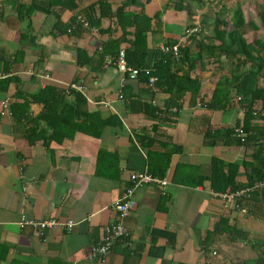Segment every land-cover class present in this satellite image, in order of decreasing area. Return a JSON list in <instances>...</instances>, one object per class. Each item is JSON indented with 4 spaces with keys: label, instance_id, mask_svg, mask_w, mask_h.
Returning a JSON list of instances; mask_svg holds the SVG:
<instances>
[{
    "label": "crops",
    "instance_id": "crops-1",
    "mask_svg": "<svg viewBox=\"0 0 264 264\" xmlns=\"http://www.w3.org/2000/svg\"><path fill=\"white\" fill-rule=\"evenodd\" d=\"M97 1L55 0L52 7L51 0H0V74L5 76L0 79V264H257L264 207L256 214L252 203L259 200V191L246 202L245 214L215 197L210 179L217 159L227 173L235 166L237 184L245 185V163L255 149L223 137L225 129H234L243 118L235 89L225 109L207 106L218 81L229 74L230 62L225 57L222 65L203 60L204 68L199 65L192 72L201 84L199 94L187 92L171 121L157 118L135 100L164 109L172 101L166 87L152 93L145 78H131L116 65L117 74L105 75L110 66L100 64L103 49L115 55L130 47L132 36L118 45L123 30L115 17L90 27L84 10ZM126 1L108 0L113 11ZM167 1L152 0L146 13L163 11ZM171 7L162 16L163 32L148 34L152 49L170 41L182 44L192 33H187L188 25H199L196 7L192 18ZM74 20L82 24L80 32ZM59 21L66 32L55 30ZM201 27L211 35L209 27ZM191 49L196 51L195 44ZM73 83L86 90L67 92V105L93 116L79 121L82 127L65 126L53 137L45 122H31L44 106L26 105V100L48 85L67 91ZM7 98L12 115L1 114ZM147 138L154 140L151 147H146ZM165 153L171 154L165 173L169 184L138 188L137 206L125 221L128 237L116 241L105 259L91 257L105 226L117 219L113 205L129 185L130 174L150 172ZM22 215L73 221L75 226L71 232L62 226L42 233L33 226L20 227ZM222 220L237 232L212 235Z\"/></svg>",
    "mask_w": 264,
    "mask_h": 264
},
{
    "label": "trees",
    "instance_id": "trees-1",
    "mask_svg": "<svg viewBox=\"0 0 264 264\" xmlns=\"http://www.w3.org/2000/svg\"><path fill=\"white\" fill-rule=\"evenodd\" d=\"M151 1L146 0L145 3H142L139 0H127L116 11H113L108 0H98L97 3L84 10V18L90 27L98 28L103 18L115 17L117 20L116 26H120L123 30L118 45L121 42H126L127 38L132 36L129 41L130 47L126 49L128 64L135 69L150 68L152 74L158 77L159 81L155 89H152L148 85L145 74L141 73L137 78H145L152 93L157 88L161 90V88L166 87V90L172 95L171 104L167 105L164 109H158L140 100H135V102H141L145 111L151 110L157 118H163L167 121H171V118L176 115L175 113L181 109L183 99L187 92L194 96L199 94L201 84L197 77H192V72L199 65L202 66L203 60H207L208 62L210 59H213L222 65L223 61L221 58L225 57V60L230 62V72L218 81L213 92V97L207 106L210 110L225 109L229 106L232 90L235 89L243 118L234 129H225L223 137L229 139L228 143L245 146L251 144L255 145V149L251 162L245 163V168L249 170L245 185L237 184V168L235 166L230 165L227 173L224 163L214 159L212 162L213 172L210 178L212 187L215 192L223 193L239 190L244 187H252L259 181L264 182V115L256 112L264 110V39L256 38L252 41H248L247 39L249 32L258 30L259 27L254 22L246 20L241 4L232 10H229L227 5L221 4L210 28L211 35L205 34V29H202L200 32L190 33L187 36V40L179 45L178 55L175 56L173 53H164L160 48H150L148 34H159L163 32L162 16L170 6L177 12H187L190 18H192L194 16V7L198 4H205V1L168 0L163 11L149 15L145 11V6ZM50 5L52 7L57 6V2L51 0ZM73 7H76V4H73ZM131 7H139L142 11H126ZM62 8H65V4H62ZM256 10L260 17L261 25L264 26V0H260ZM73 23L78 24L79 22L74 20ZM77 26L80 28L77 29L80 32L83 29L82 24L79 23ZM198 27L194 24L188 25L189 30L187 33H189L190 29L193 30ZM63 28L64 25L59 21L55 30L60 33L68 30ZM129 29L130 32H128ZM177 43V41H170L167 45H175ZM194 44L196 46L195 52L191 49ZM107 55L113 54L107 53V50L103 49L100 54V64L102 67H105L104 63ZM202 68L204 67L202 66ZM67 92L65 89L48 85L38 94L32 96L30 101L26 100V105L29 103H37L44 106L43 112L31 122L34 124H39L40 121L45 122L53 130V137L59 135L65 126L68 130L74 127L77 128V125L82 127L81 122L80 124L78 122H85L93 116L83 114L68 106L65 101ZM11 110H14V108L12 107ZM23 118L26 119L25 115ZM236 128L242 129L245 136L244 142L236 137ZM36 130L34 131L35 133H37ZM97 134L99 133L97 132ZM207 136L209 138V135ZM38 137H41L39 133H37ZM30 139L32 138L30 137ZM147 139L146 147H151L154 140L152 138ZM141 140L146 139L144 137ZM141 143L144 144L142 141ZM162 156V162L150 165L149 173L164 178L170 163L171 154L165 153ZM257 196L259 200H251V202L253 201L252 208L256 214L260 213L264 207V188L259 191ZM221 222L222 224L214 228L212 235L220 234L224 231L229 233L237 232L234 228L228 226L227 221L222 220ZM168 236L170 240H174L171 234H168ZM261 245L262 250L257 264H264V241Z\"/></svg>",
    "mask_w": 264,
    "mask_h": 264
},
{
    "label": "built area",
    "instance_id": "built-area-1",
    "mask_svg": "<svg viewBox=\"0 0 264 264\" xmlns=\"http://www.w3.org/2000/svg\"><path fill=\"white\" fill-rule=\"evenodd\" d=\"M201 28L193 29L192 32H200ZM179 45H161L160 49L164 53H173L175 56L178 55ZM116 65L124 73H127L131 78L138 77L139 74L143 73L147 76L148 85L150 88L155 89L156 84L159 79L152 74L150 68L146 69H135L128 64L126 49L122 48L117 55H107L105 57L104 66H113ZM5 78L4 75L0 74V79ZM86 88L80 84H70L67 91H75L79 93H85ZM123 97L122 95L120 96ZM258 114L264 115V110L256 111ZM255 112V113H256ZM1 114L12 115L10 111V99L7 98L1 102ZM236 137L240 138L242 142L245 141V136L241 128L235 129ZM169 184L168 180L164 177H157L150 174L148 171L145 172H132L129 177V185L126 187L121 197L115 201L113 208L116 211L117 219L114 223L106 225L104 228V236L102 242L94 245L92 247L91 257H99L100 259H105L110 255L113 250L114 243L116 241L125 239L129 235L128 228L125 224L126 219L129 216L130 211L136 208L137 202L135 200V192L138 188L148 186V185H157L160 187H165ZM264 188V182L259 181L254 184L252 187H244L235 191L228 192H217L215 197L222 199L226 203H232L234 207L240 210L242 213L248 214V208L246 202L252 197V194L255 191H260ZM24 191L26 186H24ZM20 227H25L26 225L33 226L38 228L42 233L48 229H55L58 227H64L68 232H71L75 226L73 221L61 222L59 220L50 218L47 220L36 221L35 219L27 218L26 215H22L21 219L18 222Z\"/></svg>",
    "mask_w": 264,
    "mask_h": 264
},
{
    "label": "rangeland",
    "instance_id": "rangeland-1",
    "mask_svg": "<svg viewBox=\"0 0 264 264\" xmlns=\"http://www.w3.org/2000/svg\"><path fill=\"white\" fill-rule=\"evenodd\" d=\"M204 1L205 4H198L195 9V12L197 10L196 21L197 24H199L198 26L200 28H202L201 26H203L204 24L205 27L211 28L213 20L216 16V12L220 9L221 4L227 5L229 10H232L234 7L241 4L243 6L246 20L254 22L259 27L258 30L249 32V34L247 35L248 41H252L256 38L264 39V26L261 25V20L256 10L257 5L260 3V0H204Z\"/></svg>",
    "mask_w": 264,
    "mask_h": 264
},
{
    "label": "water",
    "instance_id": "water-1",
    "mask_svg": "<svg viewBox=\"0 0 264 264\" xmlns=\"http://www.w3.org/2000/svg\"><path fill=\"white\" fill-rule=\"evenodd\" d=\"M118 69L119 68H117L116 66L114 67V66H110L107 70H106V74L105 75H107L108 73H111V74H117V72H118ZM110 80V79H109ZM108 80H106V81H101V82H99L100 84H104L105 82H107ZM106 85V84H105Z\"/></svg>",
    "mask_w": 264,
    "mask_h": 264
}]
</instances>
